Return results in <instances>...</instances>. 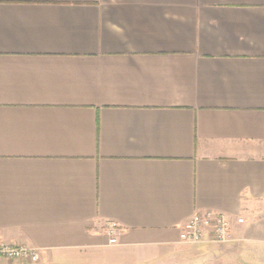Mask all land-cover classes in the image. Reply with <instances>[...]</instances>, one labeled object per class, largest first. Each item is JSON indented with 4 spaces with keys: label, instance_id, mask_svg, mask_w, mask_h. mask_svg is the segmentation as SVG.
Segmentation results:
<instances>
[{
    "label": "crops",
    "instance_id": "crops-1",
    "mask_svg": "<svg viewBox=\"0 0 264 264\" xmlns=\"http://www.w3.org/2000/svg\"><path fill=\"white\" fill-rule=\"evenodd\" d=\"M207 210L232 240L183 243ZM3 242L264 264V0H0Z\"/></svg>",
    "mask_w": 264,
    "mask_h": 264
},
{
    "label": "built area",
    "instance_id": "built-area-1",
    "mask_svg": "<svg viewBox=\"0 0 264 264\" xmlns=\"http://www.w3.org/2000/svg\"><path fill=\"white\" fill-rule=\"evenodd\" d=\"M113 237L111 243L117 242V231L114 226L110 229ZM232 240V234L227 216L222 212L207 210L196 212L183 225L181 241L195 245L204 241L227 243ZM0 258L11 262L31 261L38 263L41 260V251L26 245L14 246L0 243Z\"/></svg>",
    "mask_w": 264,
    "mask_h": 264
}]
</instances>
